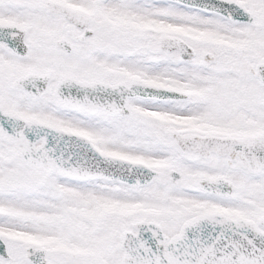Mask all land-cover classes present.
I'll return each instance as SVG.
<instances>
[{"label": "snow or ice", "instance_id": "obj_1", "mask_svg": "<svg viewBox=\"0 0 264 264\" xmlns=\"http://www.w3.org/2000/svg\"><path fill=\"white\" fill-rule=\"evenodd\" d=\"M0 264H264V0H0Z\"/></svg>", "mask_w": 264, "mask_h": 264}]
</instances>
